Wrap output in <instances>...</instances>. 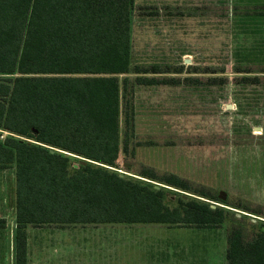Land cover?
<instances>
[{"label":"trees","instance_id":"1","mask_svg":"<svg viewBox=\"0 0 264 264\" xmlns=\"http://www.w3.org/2000/svg\"><path fill=\"white\" fill-rule=\"evenodd\" d=\"M132 8L133 0H0V169L14 172V264H26L28 225L221 223L222 209L203 191L170 209L164 191H175L155 188L152 172L139 174L146 181L110 169L132 133L133 85L178 83L157 77L169 71L156 64L132 67ZM243 9L241 29L259 40L234 51L233 72L257 84L240 63H264V0ZM184 180L170 173L158 182L186 191ZM224 257L264 264V222L249 238L230 228Z\"/></svg>","mask_w":264,"mask_h":264},{"label":"rangeland","instance_id":"2","mask_svg":"<svg viewBox=\"0 0 264 264\" xmlns=\"http://www.w3.org/2000/svg\"><path fill=\"white\" fill-rule=\"evenodd\" d=\"M256 1L261 0H133L132 67L156 64L169 71L157 77L178 83L133 85L132 133L127 132V150L119 152L110 169L141 180H146L141 172H152L155 188L175 191H164L162 201L170 209L201 198L198 191L213 196L202 199L211 209H222L221 223L204 227L214 229L217 257H194V264H225L219 251L221 245L226 248L229 229L240 227L249 238L264 222V63H240L259 77L257 84L240 83V74L233 72L238 65L234 51L259 40V34L241 29L238 16ZM212 77L224 82L213 84ZM119 131L123 137L122 112ZM170 173L185 179L187 192L158 182ZM219 190L225 192L223 200L217 197ZM91 227L49 226L45 230L54 229V238L38 242L39 253L30 239V254L44 257L41 264H94V253L102 248L104 264H191L190 257L129 258L124 254L126 226L104 229L115 238L102 242L95 239L99 230Z\"/></svg>","mask_w":264,"mask_h":264},{"label":"crops","instance_id":"3","mask_svg":"<svg viewBox=\"0 0 264 264\" xmlns=\"http://www.w3.org/2000/svg\"><path fill=\"white\" fill-rule=\"evenodd\" d=\"M137 85L155 86L169 84ZM183 194L185 195L186 193ZM93 225L94 227H91V229L99 230V234L98 231L95 232V239L96 241L101 240V242L115 238L113 232L104 233V229L113 231L114 229L119 230L120 226H126L129 232L124 233V236L128 239L129 246L124 254L129 258L163 257L164 259L167 257H190L191 264H194V257H217L216 237L214 231H211L214 229L167 223H99ZM49 226L64 228L66 225H28L25 227L26 264H41L45 260L43 259L44 257H32L30 254V239L35 242L34 251L39 253V249L36 246L37 243L45 238L47 241L53 239L56 233L53 231L54 229L52 231L50 228L45 230ZM158 229L161 231L159 232ZM14 232V172L12 168H2L0 169V264H14ZM157 240L159 241L156 242ZM219 252V257L225 256V244L221 245ZM59 256L61 257V255ZM104 256L105 253L102 248L96 249L93 256L96 257L94 264H104L102 261ZM147 263L149 264V262Z\"/></svg>","mask_w":264,"mask_h":264},{"label":"water","instance_id":"4","mask_svg":"<svg viewBox=\"0 0 264 264\" xmlns=\"http://www.w3.org/2000/svg\"><path fill=\"white\" fill-rule=\"evenodd\" d=\"M123 165H127L124 161L122 163ZM157 186V185H156ZM217 197L220 199V200H223L225 198V192L222 191V190H219L218 193H217Z\"/></svg>","mask_w":264,"mask_h":264}]
</instances>
